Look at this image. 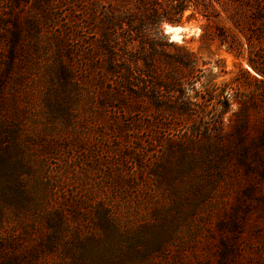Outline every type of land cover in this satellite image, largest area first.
Wrapping results in <instances>:
<instances>
[{"label": "rangeland", "instance_id": "obj_1", "mask_svg": "<svg viewBox=\"0 0 264 264\" xmlns=\"http://www.w3.org/2000/svg\"><path fill=\"white\" fill-rule=\"evenodd\" d=\"M166 26L188 31L170 42ZM151 44L195 54L200 93L228 83L256 103L253 173L204 139V96L187 97L196 124L169 109L178 93L153 95ZM262 82L264 0H0V264H264Z\"/></svg>", "mask_w": 264, "mask_h": 264}, {"label": "trees", "instance_id": "obj_2", "mask_svg": "<svg viewBox=\"0 0 264 264\" xmlns=\"http://www.w3.org/2000/svg\"><path fill=\"white\" fill-rule=\"evenodd\" d=\"M17 2L18 0H15V4ZM167 22L172 23V21L168 19ZM210 37L211 35L209 32L203 30L202 39L207 42L210 40ZM9 45L10 50L8 58L10 61H13L15 59V48L17 46L16 39L9 40ZM170 47L171 45L165 44L163 49L158 51V49L151 44L149 53L142 59L145 67V70L142 71V76L147 77L148 80L157 82V87L153 89V95H162L164 92L178 93L183 98V102L169 109L172 113H175L183 119H192L196 124H200V122L203 121L204 116L200 119L198 118L197 112L194 110V106H197L198 104L192 105L189 100H187V97L191 92H194L195 95L200 97L204 96L206 101L210 102L213 111L211 117L212 124L203 132L205 134L204 139L215 141L214 144H216L215 146L217 149V154H215L219 159H222L223 161L227 160L233 164L235 163L236 166L246 169L247 172L253 173L254 166L252 162H258L261 159L259 151L260 145L256 139L251 141V143L247 142L246 129L249 124L247 116L248 109L251 107L253 108L256 103L248 101L247 97L241 95L232 84L228 83L212 85L210 88L205 89L203 93H200V91L196 89V83L199 81V79H196V73L202 71L197 67V56L185 48H180L172 53ZM109 67L110 73L112 74H118L123 71V73H121L122 79L126 83L127 90L131 93L136 92L131 82V77L133 75L131 70L132 65L125 67L119 65L115 67L112 62ZM161 67L165 68V70H161ZM260 84L264 85V82ZM139 91L140 98L148 97V92H146L145 89L141 88ZM262 98L264 102V96ZM231 101H234L239 105V110L233 114L231 126L226 130L223 117L228 112ZM121 104L123 109H130V114L133 112H142L138 104H134V107H130V105H127L125 102H122ZM202 105L203 104L200 103V106ZM143 126L144 125L141 121H132L125 128L132 127L135 130H139ZM119 129L121 130V127H119ZM168 145L171 148L177 146L172 142L168 143ZM137 158L138 160L140 159L139 157ZM153 173L155 172L153 171ZM252 188L253 187H250V189ZM244 194L246 196L250 194L248 189L244 191Z\"/></svg>", "mask_w": 264, "mask_h": 264}, {"label": "bare ground", "instance_id": "obj_3", "mask_svg": "<svg viewBox=\"0 0 264 264\" xmlns=\"http://www.w3.org/2000/svg\"><path fill=\"white\" fill-rule=\"evenodd\" d=\"M188 31V28H182V27H171L166 26V33L171 35V41L172 42H181L182 40V33Z\"/></svg>", "mask_w": 264, "mask_h": 264}, {"label": "water", "instance_id": "obj_4", "mask_svg": "<svg viewBox=\"0 0 264 264\" xmlns=\"http://www.w3.org/2000/svg\"><path fill=\"white\" fill-rule=\"evenodd\" d=\"M166 35H168V36H169V39L171 40V35H170V34H168V33H166ZM170 42H172V41H170Z\"/></svg>", "mask_w": 264, "mask_h": 264}]
</instances>
